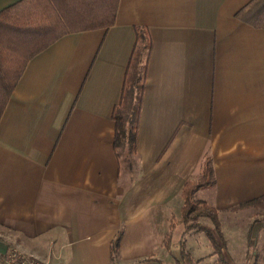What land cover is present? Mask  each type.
Returning a JSON list of instances; mask_svg holds the SVG:
<instances>
[{"label":"crops","instance_id":"obj_1","mask_svg":"<svg viewBox=\"0 0 264 264\" xmlns=\"http://www.w3.org/2000/svg\"><path fill=\"white\" fill-rule=\"evenodd\" d=\"M250 1L118 0L114 26L65 35L27 62L0 118V253L9 241L48 264H176L184 238L195 264H215L205 234L179 223L182 187L209 158L214 185L195 199L217 211L234 264H246L248 239L263 264L262 228L248 238L225 217L264 195V28L235 17ZM136 28L151 50L129 153L114 148L112 113Z\"/></svg>","mask_w":264,"mask_h":264},{"label":"trees","instance_id":"obj_2","mask_svg":"<svg viewBox=\"0 0 264 264\" xmlns=\"http://www.w3.org/2000/svg\"><path fill=\"white\" fill-rule=\"evenodd\" d=\"M118 0H20L0 11V118L9 97L21 77L27 62L61 37L114 26ZM235 17L254 28H264V0H251ZM135 44L130 56V79L124 82L120 104L114 109V148L133 153L136 144L137 119L144 89L146 61L151 50L147 31L135 29ZM124 112V115L122 114ZM214 185L211 161L206 158L201 175L184 183L181 190L183 205L179 223L185 233L198 230L205 234L216 264H233L226 251L225 239L219 227L217 211L207 203L196 200L195 193ZM264 195L231 207L227 212L245 211L262 205ZM175 220H171L170 232ZM170 233L164 247L171 251ZM121 233L111 249L118 250ZM6 248L5 252L9 251ZM3 252V253H5ZM3 253H0V257ZM248 255V253H247ZM176 264H195L186 251L184 238L178 244ZM247 264H257L255 259Z\"/></svg>","mask_w":264,"mask_h":264},{"label":"rangeland","instance_id":"obj_3","mask_svg":"<svg viewBox=\"0 0 264 264\" xmlns=\"http://www.w3.org/2000/svg\"><path fill=\"white\" fill-rule=\"evenodd\" d=\"M129 80H131V79H129ZM122 114L124 115V112ZM118 150H120V149H118ZM120 154H122L120 156L121 161H122L123 158H125V159H130L131 158V154H129L127 152L126 153H120ZM122 166H123V162H122ZM200 196L201 195L199 194L196 198L199 199ZM252 209L255 212L253 210H252V212L250 211L249 212V215H250L249 217L248 216L247 217L246 216L243 217L242 213L237 214V216H235V214H232V212H229V214H225V217L230 219L228 223H231V222H235L236 223L237 222L238 226H240V227L245 226V228H248V230H247L248 231V238L251 236V234H254V232L256 234V231H258V230H256V229H258L257 227H259V229L262 228V230H263L262 232L264 234V201H263L261 206H259L257 208H252ZM237 217H239V218H237ZM234 218L235 219L237 218V220H235V221L231 220V219H234ZM247 222L248 223L250 222V226L248 225ZM1 232H2L1 234H5V236L2 237V239L0 238L4 242V239H8L9 238V235H6V234H9V232H4V231H1ZM233 236H234V234H231V236H229V237H232V239H230L231 241H233L234 238H235ZM231 241L229 242V247H230L231 254L235 258H239L238 255L240 254V247L237 246V245L231 244ZM5 245H6V248H9L8 250H13L14 249V247L10 244L9 241L6 242ZM253 245H254V243H251V241H249V239H248V241L246 243V248H247V253H248V255H246V264H247L248 260L254 259L252 257V255H251L253 253V251L255 250L254 249L255 247ZM261 246L264 249V246L263 245H261ZM260 260L264 264V258L262 256H260ZM216 263H217V260H216Z\"/></svg>","mask_w":264,"mask_h":264},{"label":"built area","instance_id":"obj_4","mask_svg":"<svg viewBox=\"0 0 264 264\" xmlns=\"http://www.w3.org/2000/svg\"><path fill=\"white\" fill-rule=\"evenodd\" d=\"M0 264H48V262L13 249L2 254Z\"/></svg>","mask_w":264,"mask_h":264}]
</instances>
